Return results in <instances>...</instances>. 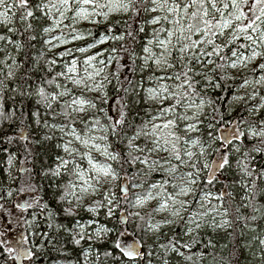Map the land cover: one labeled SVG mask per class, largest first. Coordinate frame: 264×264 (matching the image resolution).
<instances>
[{"label": "snow or ice", "instance_id": "snow-or-ice-1", "mask_svg": "<svg viewBox=\"0 0 264 264\" xmlns=\"http://www.w3.org/2000/svg\"><path fill=\"white\" fill-rule=\"evenodd\" d=\"M0 153V264H264V0H0Z\"/></svg>", "mask_w": 264, "mask_h": 264}, {"label": "trees", "instance_id": "trees-1", "mask_svg": "<svg viewBox=\"0 0 264 264\" xmlns=\"http://www.w3.org/2000/svg\"><path fill=\"white\" fill-rule=\"evenodd\" d=\"M6 147H9L6 145ZM11 150L13 152L17 151V147L15 145L10 146ZM20 155L18 156L17 160L14 163V167L11 169L13 175H17V169L21 167L20 161L24 159V154H23V148L21 147L19 149ZM35 152L37 153L36 155V170L38 171L41 165L47 166V164L51 163V156H50V149L47 146L40 147L36 146ZM7 155L0 153V181L7 182L8 181V171H7ZM18 183V181H17ZM47 182H45V185ZM47 191H50L46 189ZM19 197H16L18 199ZM8 207L10 208L11 205L9 204ZM0 218V222H1ZM22 230V229H21ZM70 248V246H69ZM227 255V253H225ZM74 259L71 251L68 253L67 259L60 253L52 251L48 253L42 260L41 264H69L70 261ZM243 256L241 257V261L243 262Z\"/></svg>", "mask_w": 264, "mask_h": 264}, {"label": "rangeland", "instance_id": "rangeland-1", "mask_svg": "<svg viewBox=\"0 0 264 264\" xmlns=\"http://www.w3.org/2000/svg\"><path fill=\"white\" fill-rule=\"evenodd\" d=\"M19 199V198H18ZM6 218H2L0 223H4Z\"/></svg>", "mask_w": 264, "mask_h": 264}]
</instances>
